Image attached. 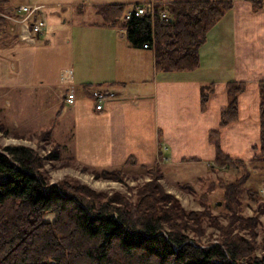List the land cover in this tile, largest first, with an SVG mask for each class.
Listing matches in <instances>:
<instances>
[{
    "label": "crops",
    "instance_id": "crops-1",
    "mask_svg": "<svg viewBox=\"0 0 264 264\" xmlns=\"http://www.w3.org/2000/svg\"><path fill=\"white\" fill-rule=\"evenodd\" d=\"M155 1L160 5L202 0ZM125 4L119 0L104 6ZM98 8L100 21L80 22L76 28H68V34L59 41V57L66 50L64 62L58 66L57 87L43 84L41 95L31 99L33 94L29 97L30 91L24 93L10 75L4 76L5 81L0 77V84L12 98L5 101L7 110L25 115L23 121H30L34 117L29 105L37 101L41 104L39 119L53 113L61 121L60 130L69 136L74 158L89 167L113 169L128 160L150 166L159 161V154L169 165L214 164L216 148L243 161L257 153L253 147L258 146L260 138L258 84L264 81V0H233L232 8L198 46L199 66L173 72H157L153 52L131 46L120 26L104 24ZM78 12L83 14L84 10ZM10 26L0 21V30L9 34L7 39L49 48L52 37L48 34L30 41L26 33L25 39L20 37L17 26ZM0 53L2 61L7 62L6 53ZM64 70H72V80L66 84L60 81ZM231 81L246 86L237 97L236 120L221 125V112L229 103L227 84ZM203 88L212 90L204 106ZM99 91L115 92L116 98L96 111L94 96ZM69 92L75 96L72 105L63 103ZM13 97H29L30 101L14 102ZM59 124L56 121L54 129H47L52 136L57 135Z\"/></svg>",
    "mask_w": 264,
    "mask_h": 264
},
{
    "label": "trees",
    "instance_id": "trees-1",
    "mask_svg": "<svg viewBox=\"0 0 264 264\" xmlns=\"http://www.w3.org/2000/svg\"><path fill=\"white\" fill-rule=\"evenodd\" d=\"M232 2L157 4L154 17L129 20L124 18L126 5L99 7L97 12L104 24L120 26L131 46L148 44L149 50L153 48L157 72L189 71L199 66L198 46L232 8ZM160 11L168 14V21L158 18ZM245 86L228 82L229 103L221 112V125L236 120L237 97ZM258 87L260 138L258 146L253 147L257 153L243 161L216 148V166L238 169L247 162L264 164V81ZM211 92L203 88L202 106ZM58 159V152L49 156V160ZM141 168L152 171L148 166ZM41 169L42 159L27 146L0 149V264H264V253L255 255L252 242L231 231L230 226L221 231L216 243H201L204 214L186 212L157 180L140 190L144 195L141 201L131 203L120 195L106 198L85 186L66 182L50 185ZM120 170L101 169L95 175L120 181ZM241 182L220 187L229 203L225 210L240 195ZM49 214L51 221L46 219ZM245 222L250 228L257 224L255 218H246ZM262 246L264 251V236Z\"/></svg>",
    "mask_w": 264,
    "mask_h": 264
},
{
    "label": "rangeland",
    "instance_id": "rangeland-1",
    "mask_svg": "<svg viewBox=\"0 0 264 264\" xmlns=\"http://www.w3.org/2000/svg\"><path fill=\"white\" fill-rule=\"evenodd\" d=\"M113 1L119 0H0L1 11L7 15L10 14L9 16L13 15L14 10L22 4L42 5L40 16L47 23L44 34L52 37L49 48L41 45L29 46L26 43L15 41V39H7L8 32L0 30V46L2 45L0 52L6 53V48L9 55L8 58L7 53L5 54L7 62H3L4 59H1L3 56L0 53V77L10 75L11 81L21 85L24 93L28 94L30 91L29 97L33 94L31 99H37L41 95L40 86L43 84L57 87L58 66L62 65L66 50L64 49L62 53L63 57H59L61 52L59 41L62 42V39L68 34V28H76L80 22L100 21L99 16L96 15V9ZM120 1L126 3L127 9H131L133 3L140 0ZM80 9L84 10L83 14L78 12ZM26 18L20 17L18 21L21 19L25 21ZM18 21L11 22V26L13 25V28L17 26L20 37L25 39L23 34L28 33L23 29L25 22ZM26 22L29 25V20ZM1 29L4 30L2 27ZM28 37L31 38V35L29 34ZM153 50L152 48L151 51L154 54ZM7 70H11L13 73H9ZM9 97L5 92L4 85L0 84V149L5 146H27L33 149L42 159L41 172L50 185L66 182L73 186H85L94 192L103 193L106 198L120 195L125 202L135 203L143 198L144 195H141L140 190L144 189L145 184L157 180L162 190L177 199L186 212L204 214L205 217L201 223L204 233L199 238L201 243H216L221 238V231L224 232L230 226L231 231L252 242L255 255L260 256L264 253L262 246L264 236V164L247 162L245 166L238 169L219 167L215 164L169 165L159 157V161L148 166L152 168V171L142 169L141 166L144 165L137 163L133 165L131 160H128L118 167L121 168L120 181L97 177L96 171L99 172L105 168L89 167L76 161L70 151L69 136L65 135L64 130H60L61 121L54 117L53 113L46 114L43 120L39 119L41 104L36 101L29 105L33 107L29 113L34 118H30L32 119L30 121H23L22 117L25 115H17L6 109V99L12 100ZM29 97H13V101L20 99V101L28 102L30 101ZM49 99L52 102L54 95L49 96ZM36 116L38 118H35ZM56 121L60 124L58 129L56 128L57 135L52 136L51 131L47 129H54ZM16 123L19 126L15 127ZM59 144H63V147L60 148ZM53 152H58V160H49V156ZM153 165L155 166L152 167ZM238 180H242L241 193L237 200L235 199L234 203L230 204V209L227 211L225 208H228L229 203L224 200L220 187ZM249 189L255 194H251ZM205 213H210V215H205ZM228 217H231V222ZM240 217L242 220L239 219ZM246 218L257 220L254 228L248 227L247 222L242 223ZM46 219L51 221L52 215H47ZM189 235L192 236V233Z\"/></svg>",
    "mask_w": 264,
    "mask_h": 264
},
{
    "label": "built area",
    "instance_id": "built-area-1",
    "mask_svg": "<svg viewBox=\"0 0 264 264\" xmlns=\"http://www.w3.org/2000/svg\"><path fill=\"white\" fill-rule=\"evenodd\" d=\"M155 6L156 2L153 0H147L139 5H135L130 11H128L125 14V19L129 20L132 17H142L150 15L154 17L155 15ZM43 9V6H37V5H25L22 4L18 6L14 10V14L9 16L5 14L4 12L0 11V18L4 20L5 22H8L11 24V22L16 23L18 21V18L20 17H27L25 21H22V19L18 22L24 23L23 29L28 32L27 34L33 36L31 38H28L27 40L34 41V36H43L45 30H46V23L41 18L40 14ZM14 16V17H13ZM158 18L161 21H168V14L165 11H160L157 14ZM17 19V21H16ZM27 20H29V25H27ZM144 49H149L148 44H144L142 46ZM72 80V70H64L60 74V81L61 83H69ZM116 98V94L114 92L109 91H101L95 94L94 101H95V110L100 111L102 109V105L109 101L114 100ZM75 100V96L72 92H69L65 95L63 103L66 105L73 104Z\"/></svg>",
    "mask_w": 264,
    "mask_h": 264
}]
</instances>
